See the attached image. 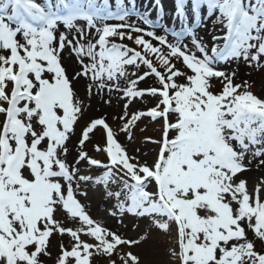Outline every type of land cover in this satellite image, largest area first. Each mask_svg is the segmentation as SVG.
<instances>
[{
    "label": "snow or ice",
    "instance_id": "6c2138e0",
    "mask_svg": "<svg viewBox=\"0 0 264 264\" xmlns=\"http://www.w3.org/2000/svg\"><path fill=\"white\" fill-rule=\"evenodd\" d=\"M173 2L0 0V264H264V0Z\"/></svg>",
    "mask_w": 264,
    "mask_h": 264
},
{
    "label": "bare ground",
    "instance_id": "6f19581e",
    "mask_svg": "<svg viewBox=\"0 0 264 264\" xmlns=\"http://www.w3.org/2000/svg\"><path fill=\"white\" fill-rule=\"evenodd\" d=\"M141 2V3H140ZM137 4L141 7V8H150L151 5H152V0H137ZM162 5H163V10H164V13H165V20L168 21L170 24H172V13H173V10H174V2L173 0H162ZM174 26H178L177 25H174ZM208 27L209 29L211 28V22L209 21V24H208ZM201 35L205 36V39L207 40L209 38V35L206 31H202L201 32ZM64 62H65V65L67 67H69V69L73 68V67H78V65L76 64L74 58H72L71 56H69L68 53H65L64 55ZM233 66L231 67L232 69H237V65L235 64H232ZM241 66V65H240ZM238 68V77L239 79H245L247 76L244 72V69L243 67H240ZM243 70V71H242ZM249 78H250V75L248 74ZM252 79V78H250ZM239 82V81H238ZM82 84L83 82H81V85H78V89L80 90L81 94L84 93V88L82 87ZM107 106V107H101V111L102 112H105V113H110L109 117H110V122H111V116L112 115H115L116 112L119 110V107L120 105L117 103V99L115 97H113V103L111 106H108L106 104H103L102 100L100 97H94L91 101V108L89 109V114L90 113V110L93 109V107H96V106ZM137 105L133 106L132 105V108L135 109ZM142 150L143 151H148L149 149L148 148H143L142 147ZM151 157L149 156V159ZM251 176H256L257 173L256 172H253L250 174ZM90 203V206H91V211H92V214L94 216H102L103 215V211H104V205L102 203H99V201L95 198H93L92 201L89 202ZM114 222L110 221V224H112ZM125 223H128L127 221H125Z\"/></svg>",
    "mask_w": 264,
    "mask_h": 264
},
{
    "label": "rangeland",
    "instance_id": "374dc122",
    "mask_svg": "<svg viewBox=\"0 0 264 264\" xmlns=\"http://www.w3.org/2000/svg\"><path fill=\"white\" fill-rule=\"evenodd\" d=\"M65 53H67V52H65ZM65 53H64V55H65ZM232 66L233 65H230V66L226 65L224 67H225V70H229V69H232L231 68ZM240 67H243L244 72L247 76L245 79L249 80L250 83L254 82V91L257 94H264V72L253 71L252 69H249L247 66L242 65V64ZM248 74L250 75V78H252V79L249 78ZM133 106H135V105H133ZM101 107H107V106L104 105V106L93 107V109L90 110L91 115H97V114L110 115V113H108V112L107 113L102 112ZM157 127H158L157 125H149L146 127L144 124H141L140 128L136 129L137 144H141V142L143 140V135H153L154 136L156 134L155 129ZM141 128L146 129L143 134H141V131H140Z\"/></svg>",
    "mask_w": 264,
    "mask_h": 264
}]
</instances>
